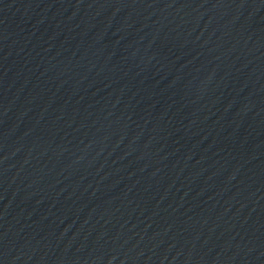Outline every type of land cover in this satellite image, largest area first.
I'll use <instances>...</instances> for the list:
<instances>
[{"label": "water", "instance_id": "obj_1", "mask_svg": "<svg viewBox=\"0 0 264 264\" xmlns=\"http://www.w3.org/2000/svg\"><path fill=\"white\" fill-rule=\"evenodd\" d=\"M0 264H264V0H0Z\"/></svg>", "mask_w": 264, "mask_h": 264}]
</instances>
